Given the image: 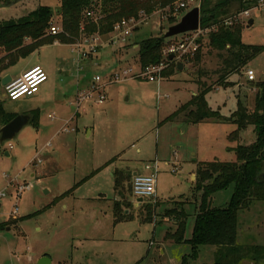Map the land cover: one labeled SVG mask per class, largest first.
Listing matches in <instances>:
<instances>
[{
  "label": "rangeland",
  "instance_id": "1",
  "mask_svg": "<svg viewBox=\"0 0 264 264\" xmlns=\"http://www.w3.org/2000/svg\"><path fill=\"white\" fill-rule=\"evenodd\" d=\"M8 1L0 2V23L20 20L42 5L56 14L59 6L58 0ZM184 1L155 7L151 15L140 11L137 19H130L136 21L135 31L124 46H101L97 55L81 59L72 46L48 45L8 71L16 78L29 66L50 68L48 83L59 82L70 97L65 102L59 97L64 106L59 111L54 109L58 101L46 107L35 96L11 102L0 82V109L19 115L40 109L38 128L28 124L13 140L0 143V194L5 195L0 199V264H38L44 256L51 264H213V248L201 247L198 259L193 260L191 245L167 240V233L174 234L178 228L176 220L165 213L183 208L188 215L184 239H192L201 200L193 199L199 164L235 163V148L253 144L256 134L250 127L236 142L230 139L236 130L233 125L193 124L185 114L166 120L198 95L203 84L211 87L207 103L223 115L230 116L237 109L238 99L253 111L257 85L264 81V53L231 75L229 84H223L226 53L210 47L204 37L199 54L183 63V71L164 78L160 86L131 78L133 74L118 83L112 78L127 69L135 73L140 69L138 47H134L146 39L163 37L173 26L169 20L172 8ZM201 4L202 0L200 8ZM260 4L261 0L250 17L239 23L246 45H264V6ZM59 21L57 15L54 24L58 26ZM109 40L110 35L101 36L100 43ZM249 70L255 73L254 81L246 77ZM96 77L101 78L98 84L105 85L106 101L97 105L96 93L85 101L86 111L77 112L78 91L88 94ZM147 164L157 168L155 197L146 202L156 205L152 223L143 220L138 211L141 205L136 207L131 190V174L152 173L145 170ZM115 174L129 179L116 194ZM24 184H30V189L18 194ZM233 193L230 187L215 194L211 206H227ZM188 198L192 201L184 207L177 203ZM118 201L133 203L134 208L126 211L132 220L115 222ZM238 242L264 247V202H255L239 213Z\"/></svg>",
  "mask_w": 264,
  "mask_h": 264
},
{
  "label": "trees",
  "instance_id": "2",
  "mask_svg": "<svg viewBox=\"0 0 264 264\" xmlns=\"http://www.w3.org/2000/svg\"><path fill=\"white\" fill-rule=\"evenodd\" d=\"M177 1L179 0H58L60 9L56 14L48 6H39L27 17L0 23V69L6 71L13 68L21 60L28 59L39 49L52 45L55 41L72 45L84 34L88 37L108 36L114 32L116 24L131 18L137 19L140 11L143 10L151 15L155 7L165 8L174 5ZM258 1L202 0L201 28L217 26V31L211 32L210 37L207 38V44L219 52L226 53L223 57L220 79L223 84H229L227 80L231 75L242 72L251 61L264 53V45L253 46L243 43L241 24H234L231 27L222 24L225 19L258 7ZM189 10L186 4L172 8L170 12L172 17L169 18L171 25L179 23ZM89 11L97 12L101 15V19L96 22L95 19L88 18ZM57 15L60 20L58 26L62 32L52 36L50 29L55 25ZM82 26L85 32L81 31ZM163 37L146 39L136 45L142 69L166 61L163 51L174 41L167 43ZM203 38L198 41L200 47L204 44ZM170 62L172 65L163 73V78L171 77L178 71L177 63ZM201 88L198 95L166 122L185 114L186 119L193 124L214 121L233 125L236 126V130L231 134L230 139L236 142H239L242 132L253 127L256 141L249 146L239 145L235 148L237 157L235 163L199 164L193 199L197 201L196 199L200 197L201 200L197 207L193 237L190 240L184 239L188 215L179 207L166 210L165 216L176 220L178 228L174 234L167 233L166 238L178 244L184 242L191 245L190 258L193 260L198 259L201 247H210L214 250L213 264H264L263 246H245L238 242L239 213L248 211L255 202H264V81L257 85L254 110L249 111L246 104L238 99L237 109L230 116L223 115L220 110H214L207 103L206 97L211 92V87L203 84ZM15 118V115L6 113L3 108L0 109V125L6 126ZM35 120L36 116H33L31 122L34 123ZM128 180L124 175H118L117 190L121 192L120 189H124L123 186ZM230 187L234 188L230 203L222 208H213L212 197ZM120 192L119 194L122 195ZM191 201L188 198L177 203L180 206L183 204L184 207V204L188 205ZM130 208H134L131 201L115 202V222L132 220L134 217L126 213ZM138 211L145 222H154L156 205L145 202ZM186 261L185 259V263Z\"/></svg>",
  "mask_w": 264,
  "mask_h": 264
},
{
  "label": "built area",
  "instance_id": "3",
  "mask_svg": "<svg viewBox=\"0 0 264 264\" xmlns=\"http://www.w3.org/2000/svg\"><path fill=\"white\" fill-rule=\"evenodd\" d=\"M201 0H185L181 5L186 4L189 8L192 6L200 5ZM179 6V7H180ZM264 6V0H261V4L259 7ZM200 8V7H199ZM201 9V8H200ZM257 9V8H255ZM254 10V9H252ZM247 10L238 15L225 19L222 24L227 27H231L234 24L240 23V21L244 18L250 17L251 11ZM88 18L95 19L98 22L101 19V15L95 11H89L87 13ZM135 22V24H134ZM136 21L132 20H123L122 22L118 23L114 27V32L110 34V40L106 43H100L101 36H86L85 34L74 44L71 46L75 48V52L78 54V57L81 59H87L92 55H97L101 46L106 45H126L129 44V41L133 37V33L135 31ZM82 32H85L84 26L81 28ZM217 31V26H212L206 29H202L201 25L198 31L183 35L180 40H176L172 43H169L167 47L163 51V55L166 61H163L160 65L157 66H150L145 69H140L135 73L133 69H127L122 73V77L120 75L115 76L114 82H120L121 78L127 79L131 74H133L135 79H144L153 83H157L158 85L164 80L163 73L169 69L172 63L169 61V57H174L173 63H182L185 59L194 57L195 54L198 53L200 49V44L198 43L199 39L202 37L209 38L211 32ZM62 30L59 26H52L50 29V35L57 36L61 34ZM39 67L41 69V74L43 79L41 80L40 77H36V82H30L24 77L33 72L35 68ZM255 73L253 70H249L246 72V77L248 81L255 80ZM49 77L45 70L40 66L31 67L24 71L20 76L11 80V82L5 86L6 98L11 102H17L23 98H31L37 95L40 91V88L47 83ZM101 78L96 77L95 82L93 84V89L86 95H81L77 99L76 106L77 108H81L82 104L85 103L89 98H92L94 94L98 93V99L96 101L97 105L103 104L107 97L103 94L100 83ZM10 149H13V146H9ZM146 170L152 171L151 174L147 175H136L132 181V194L133 199L139 204V200H143L145 202L150 201L152 198L155 197L156 188H157V168L153 165H147ZM31 187L30 184H24L19 186L17 189L18 194H22L23 192L29 190ZM5 195L3 193L0 194V199L3 198ZM141 203L140 205H142Z\"/></svg>",
  "mask_w": 264,
  "mask_h": 264
},
{
  "label": "water",
  "instance_id": "4",
  "mask_svg": "<svg viewBox=\"0 0 264 264\" xmlns=\"http://www.w3.org/2000/svg\"><path fill=\"white\" fill-rule=\"evenodd\" d=\"M201 25V9L199 7L193 8L186 15L182 17L179 23L171 26L167 33L164 35V39H173L179 36H183L189 33H193L199 30ZM253 25V21L249 22V26ZM169 61H174V57L170 56ZM178 71H183V63H177ZM11 82V77H7L3 80L2 85L6 86ZM30 117L19 115L12 120L8 125L4 126L0 131V143L13 140L23 128L29 124ZM143 200H139V204L143 203ZM38 264H51L49 257L45 256L38 261Z\"/></svg>",
  "mask_w": 264,
  "mask_h": 264
},
{
  "label": "crops",
  "instance_id": "5",
  "mask_svg": "<svg viewBox=\"0 0 264 264\" xmlns=\"http://www.w3.org/2000/svg\"><path fill=\"white\" fill-rule=\"evenodd\" d=\"M59 4V3H58ZM43 6V5H42ZM49 7V6H48ZM51 8V7H50ZM59 9H60V5L58 6V8H57V11L56 12H59ZM52 45H54V46H56V47H71V45H65V44H61L60 42H58V41H55L54 42V44H52ZM47 47V46H46ZM44 48V47H43ZM134 48H137V46H135ZM40 50V49H39ZM38 50V51H39ZM37 51V52H38ZM35 54V53H34ZM36 66H39V65H36ZM60 66V65H59ZM33 67H35V66H33ZM40 67H42L44 70H45V72L47 73V75H49L50 74V71H51V69L50 68H48L47 66H40ZM1 68V67H0ZM31 67L29 66L27 69H30ZM26 69V70H27ZM10 70V69H9ZM9 70H6V71H1V69H0V82L2 83L3 82V80L4 79H6L8 76L9 77H11V80L12 79H14L15 77H12V76H10L9 75ZM25 70V71H26ZM64 72V70H61V73H63ZM23 73V72H22ZM21 73V74H22ZM116 75H119V74H115V75H113L112 76V78H113V80H114V77L116 76ZM17 78V77H16ZM111 78V79H112ZM112 80V81H113ZM112 81L110 82V83H112ZM49 82V81H48ZM45 83L44 85H43V87H41L40 88V91H39V93L37 94V95H35V98L37 99V101H38V103L40 104V105H42V106H45L46 104H47V106L46 107H48V106H50V105H52V102H53V100L54 101H58V103H56L55 105H54V109L56 110V111H59L62 107H64L62 104H63V102H61V100L62 99H64V102H65V100H67V99H70V97H68L67 96V94L66 93H64L63 92V90L64 89H62L60 86H62V85H60V83L59 82H57V81H55V82H52V83ZM113 83H116V82H113ZM79 84V83H78ZM94 84V83H93ZM3 86V85H2ZM101 86H103V89L102 90H104V87H105V85H101ZM158 86H160V84L158 85ZM4 88H5V86H3ZM77 88H79V85H77ZM93 89V87L91 88V90ZM90 92V91H89ZM88 92V93H89ZM103 92V91H102ZM6 93V92H5ZM103 94L105 95V93L103 92ZM81 95H84L83 93H81V92H79L78 91V97L79 96H81ZM60 96H63L62 97V99L61 98H59ZM67 96V97H66ZM5 97H6V94H5ZM78 97H77V99H78ZM83 106H84V103L82 104V106H81V108H77V112H85L86 111V109H84L83 108ZM77 107V106H76ZM38 112H40V109H38V110H34V111H32V112H30V113H23V114H20V115H24V116H29L30 117V121H29V124H31L32 122V117L33 116H36V114L38 115ZM45 112V111H44ZM7 113V112H6ZM8 114H11V115H15L16 117L17 116H19V114H12V113H8ZM52 120H54L53 118H52ZM34 126H35V128H38V125H39V122H37V118H36V120L34 121ZM4 126L3 125H0V131H1V129L3 128ZM89 132V134H88V137H90L91 136V132H90V130L88 131ZM0 139H1V136H0ZM9 150H12V149H10L9 148ZM6 155L7 156H9V153H6ZM36 162H34V164H35ZM147 165H152V164H147ZM146 165V166H147ZM145 170H146V167H145ZM119 173V172H118ZM117 174V173H116ZM114 175L113 177H114V183H115V194H116V192L118 191L117 190V188H116V178H117V176L118 175ZM131 174V173H130ZM136 175H143V174H139V173H134V174H131V176H132V181H133V178L136 176ZM33 178L34 177H36L35 175H33L32 176ZM192 177H195V175L193 174L192 175ZM131 184H132V182H131ZM121 190V189H120ZM45 192L47 191V190H44ZM48 193H50V191L48 190ZM118 196L119 195H117L116 196V198L118 199ZM136 202V201H135ZM139 202V201H138ZM137 206H140V204H136V207ZM141 207V206H140ZM0 208H1V206H0ZM260 234V233H259ZM45 257V256H44ZM48 257V256H47Z\"/></svg>",
  "mask_w": 264,
  "mask_h": 264
},
{
  "label": "clouds",
  "instance_id": "6",
  "mask_svg": "<svg viewBox=\"0 0 264 264\" xmlns=\"http://www.w3.org/2000/svg\"><path fill=\"white\" fill-rule=\"evenodd\" d=\"M40 77V79H43V76L41 74V69L39 67L35 68L33 72L27 74L24 79H27L30 82L35 83L36 82V77Z\"/></svg>",
  "mask_w": 264,
  "mask_h": 264
}]
</instances>
